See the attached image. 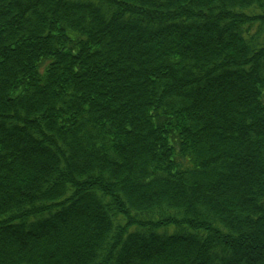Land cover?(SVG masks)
I'll list each match as a JSON object with an SVG mask.
<instances>
[{"label":"trees","instance_id":"trees-1","mask_svg":"<svg viewBox=\"0 0 264 264\" xmlns=\"http://www.w3.org/2000/svg\"><path fill=\"white\" fill-rule=\"evenodd\" d=\"M0 264H264V0H0Z\"/></svg>","mask_w":264,"mask_h":264}]
</instances>
